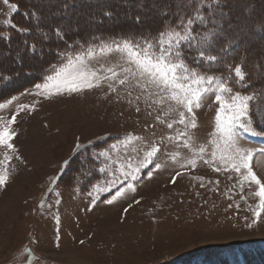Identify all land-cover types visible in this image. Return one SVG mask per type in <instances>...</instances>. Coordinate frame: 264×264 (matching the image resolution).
I'll use <instances>...</instances> for the list:
<instances>
[{"label":"rangeland","instance_id":"374dc122","mask_svg":"<svg viewBox=\"0 0 264 264\" xmlns=\"http://www.w3.org/2000/svg\"><path fill=\"white\" fill-rule=\"evenodd\" d=\"M79 8L75 6L78 13ZM16 12L17 7L12 11L0 0V30L13 25ZM115 13L127 20L124 26H139L128 12ZM6 36L0 31V39ZM109 43L92 45L96 54L87 62L101 75H110L107 69L112 68L122 76L126 65L120 54L98 50ZM223 77L234 92L244 94L240 89L246 76L239 81L232 71ZM112 83L115 91L103 80L82 93L52 96L24 86L9 98L10 104L9 99L0 102V123L16 115L11 125L15 150L6 153L0 147V161L11 156L0 163V172L8 173L0 187V264H264V213L258 222L253 211L258 189L212 156L217 139L212 135L218 108L214 95L194 109L193 129L186 109L164 93L131 79L125 85ZM181 113L187 117L185 125L179 123ZM255 128L261 135H242L240 147L254 152L253 171L264 182V153L256 151L264 149V123L255 121ZM153 146L159 151L140 180L132 182L135 191L107 204L113 188L93 205L95 188L119 177L121 165L130 171L129 165L135 167ZM201 146L206 149L203 158L196 155ZM102 151L108 155L99 156ZM149 170L151 179L145 175Z\"/></svg>","mask_w":264,"mask_h":264},{"label":"trees","instance_id":"16d2710c","mask_svg":"<svg viewBox=\"0 0 264 264\" xmlns=\"http://www.w3.org/2000/svg\"><path fill=\"white\" fill-rule=\"evenodd\" d=\"M9 2L16 5L17 12L13 18L15 27L0 30L8 34L0 39V102L16 95L24 86L40 83L66 46L67 55L74 53V42L96 45L109 42L111 37L157 38L158 33L167 31L168 25L175 26L183 18L185 22L194 21L191 45L184 46L187 63L222 78L240 62L247 80L240 90L255 97L252 106L259 109L256 121L264 123V0H158L150 9L146 5L151 6L154 0L152 4L148 0ZM77 5L81 12H87L83 15L76 12ZM140 10L145 13L144 23ZM115 12H128L133 24L139 26L132 29L124 26L129 23L118 19ZM57 32L63 34V40L58 39ZM80 47L84 48L85 44L81 43ZM201 53L204 59L196 64L193 57L200 60ZM208 55L215 56L216 60L207 61Z\"/></svg>","mask_w":264,"mask_h":264},{"label":"snow or ice","instance_id":"6c2138e0","mask_svg":"<svg viewBox=\"0 0 264 264\" xmlns=\"http://www.w3.org/2000/svg\"><path fill=\"white\" fill-rule=\"evenodd\" d=\"M5 5H8L12 11H16V5L9 4V0H3ZM110 15V14H109ZM198 19H203L198 17ZM139 22V18H137ZM194 23L192 19L186 22L182 18L177 21L175 26L168 25L167 31H161L157 34V38L151 36L136 38H129L121 36L111 37L110 43L104 46H97L101 53L106 50L108 52L115 51L120 54L126 66L122 67L121 76L112 68H108L107 72L110 75L104 76L98 73L89 66L88 60L94 58L96 50L91 44L87 42H74V55L68 56L67 46L63 54H58V62L49 66V74L42 78L43 82L36 83L34 88L36 90H43L45 96L62 95V94H77L85 90H91L100 85L103 80L109 82V88L115 91L112 81H117L120 85H125L130 79L141 86L151 87L158 92L164 93L176 105L186 109L188 115L191 117V127H197L194 109H199L203 100L208 95H214V102L218 108L214 117V132L212 133L217 139L212 143L216 150L212 152L213 158L218 155L219 160L223 163L226 170L230 169L242 176V181L249 182L250 185H255L258 189L255 191V197H258L259 202L253 209L257 221H260L261 214L264 213V182L258 178L256 172L253 171L252 159L254 152L252 150L240 147V141L243 139L242 133L250 136H260L261 133L255 128V121L258 119L256 113L259 109L250 105V102L255 99L253 95L241 94L239 91L233 90L232 84L227 77L220 78L214 74H209L199 67L190 66L184 56V46L191 45V39L186 35L191 31V26ZM13 27H15L13 25ZM20 30V29H18ZM24 31V30H21ZM215 35V34H213ZM57 37L60 40L64 39L62 33L57 32ZM93 40L98 39L93 37ZM81 43L85 44L81 48ZM204 59V54L201 53V59L193 60L196 64H200ZM207 61L214 62L215 56L208 55ZM234 77L239 81L245 80V73L241 66H236L234 69ZM14 99V98H13ZM11 99L8 100L10 104ZM4 104L0 103V108ZM26 106H21L23 110ZM3 118H0L2 120ZM187 117L184 113L180 114L179 123L185 125ZM16 122V115L11 119L0 123V147L7 152H13L14 140L16 133L11 125ZM168 128H172L173 124L169 123ZM185 135V133H181ZM129 136L127 140H131ZM115 148V144L112 145ZM185 147H188L185 144ZM79 148V146H77ZM159 149L155 146L151 150L145 152L143 160H141L135 167L129 165L130 171H126L124 166L119 168V177L108 182L106 187H97L94 191L97 193L93 197V205L96 200L100 198V194L111 192L115 188V192L110 198H106L104 202L112 204L118 197H121L126 191H135L132 182L140 180V174L143 169H148L149 165L153 164V158L157 155ZM205 147L201 146L196 155L203 158ZM264 153V149H257ZM99 156H107V151L98 153ZM11 160V156L5 154L4 161ZM4 161H0L3 163ZM69 162H65L66 168ZM190 163L195 166L196 160L192 159ZM208 163V161H205ZM156 169L160 168L159 164H155ZM219 171V168L216 169ZM244 170V171H242ZM100 172L105 169L101 167ZM149 179L152 178V171L145 173ZM62 176V174H61ZM60 177H57L53 183H57ZM8 180V173L5 169L0 172V187L4 186ZM127 181L126 187H120ZM175 183V179L172 181ZM51 191V189H49ZM138 202V201H137ZM59 203V201H57ZM251 226V225H249Z\"/></svg>","mask_w":264,"mask_h":264}]
</instances>
